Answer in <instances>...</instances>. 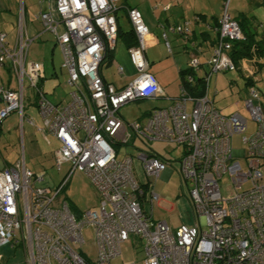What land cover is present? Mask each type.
I'll return each mask as SVG.
<instances>
[{"label": "built area", "instance_id": "2783aa9c", "mask_svg": "<svg viewBox=\"0 0 264 264\" xmlns=\"http://www.w3.org/2000/svg\"><path fill=\"white\" fill-rule=\"evenodd\" d=\"M120 3L54 0L52 11L35 16L61 51V67L71 88L64 105L52 104L39 90L41 66L24 61L28 39L20 35L10 48L0 30V66L7 63L18 76L16 90L0 85V125L12 113L23 120L27 80L42 118L41 132L58 143L53 157L57 171L62 164L69 165L54 190L35 187L44 175L32 173L21 160L0 170V246L21 247L23 264H111L121 255L122 244L133 238L142 245L138 264H264L263 94L254 86L247 87L243 109L256 127L249 137H241V150L234 151L230 143L233 136L245 133L247 119L238 111L223 115L206 90L192 97L182 89L169 106L149 112L145 122L126 123L118 112L121 107L156 98L161 90L146 71L143 39L148 30L135 8L125 12L136 39L127 49L136 77L116 90L100 76L102 61L116 45ZM18 28L22 33L21 17ZM170 30L179 35L189 32L186 25ZM217 31L206 61V88L212 74L240 69L252 77L257 61L261 62L257 55L236 62L230 57L232 43L245 37L226 9L218 19ZM188 66L197 70L200 64L192 57ZM118 72L123 73L121 67ZM133 137L182 148L177 172L186 185L190 183L188 197L196 216L193 225L172 229L164 221H152L143 211L144 202L154 203L159 197L148 181L145 185L138 182L135 164L146 179H156L168 170V162L141 151L136 157L118 158L114 147H124ZM239 159L245 161L244 167ZM76 171L99 196L96 210L74 214L60 197ZM225 175L234 187L229 196L222 195L219 184ZM86 228L94 234V262L80 251Z\"/></svg>", "mask_w": 264, "mask_h": 264}, {"label": "rangeland", "instance_id": "374dc122", "mask_svg": "<svg viewBox=\"0 0 264 264\" xmlns=\"http://www.w3.org/2000/svg\"><path fill=\"white\" fill-rule=\"evenodd\" d=\"M16 5V4H15ZM25 6L28 7V11L31 14L30 19L34 17L37 13V7L34 3L26 1ZM232 3L230 0H225L222 3L220 9V14L224 9L233 16ZM16 7H19L17 4ZM250 9H248L249 11ZM264 13V6L259 10ZM243 12V11H240ZM251 13L256 16L257 9H251ZM7 16L0 12V23H3L6 20ZM120 22L123 23L125 30L129 31V23L125 22V17H120ZM11 18L7 19L8 22ZM18 21V18H17ZM31 21V20H30ZM26 24L29 20L26 18ZM256 24L261 23L264 25V15H258L257 20H254ZM17 24V23H16ZM31 29L33 26H30ZM59 32H62V29H59ZM215 36V34H213ZM45 39V40H44ZM53 46L51 36H46L42 41L37 40L31 44L28 49L27 62H37L39 64H44L46 70L49 74H52L55 70L56 75L53 74L51 77H47L46 88V98L54 104H66L69 100L70 89L67 82V75L61 68V56L59 58L58 49H54V70H52L50 60L52 55L50 54V49ZM254 55H258L255 53ZM247 57L243 58L246 59ZM242 59V58H241ZM261 60L260 63H262ZM7 66V63H5ZM186 66H188L186 64ZM114 66H108L106 63H103L102 70L106 72L108 77L115 76ZM252 68V67H251ZM204 69L208 71V67L205 65ZM255 69H258L257 72L251 77L252 83L255 88L264 92V64L255 65ZM203 74V69H200ZM128 72V71H126ZM132 73L131 78L136 76L135 70L130 69ZM127 76V73H125ZM246 74L240 70H233L224 73H217L216 75L212 74L206 88V94L209 100H213L214 106L222 114L229 115L238 111L243 117L247 119V129L242 135H235L231 138V148L235 150H241L244 148L241 143V137H249L256 127V123L250 118L246 110L243 109V102L247 98L246 86L244 85V78ZM16 79V78H15ZM17 82V79H16ZM247 87H250L248 85ZM215 93V96L213 94ZM264 103V96L261 99ZM167 105L164 101H151V100H142L139 102H130L119 109L120 116L124 119L126 123H131L137 119L145 122L147 114L153 111L154 109L165 108ZM25 110V109H24ZM27 110V109H26ZM26 110L24 111L26 114ZM15 113L10 114L2 123L3 128L0 131V164L2 159H5L9 163H15L18 160L23 161L26 169L32 173L44 175L42 182H39L35 185L37 188H49L54 190L60 183L63 175L66 173L69 165L64 163L61 166V171H57V167L53 161V152L58 148L57 142L51 137H48L49 145L41 138L39 132L36 128L39 126V119L36 116H32L36 122V127H31L26 121L22 124V130L24 136L20 137V126L19 120L14 115ZM27 115V114H26ZM174 143L166 142H149L146 139H140L133 137L128 146L125 147H114L117 151L118 158H121L124 154L133 155L136 157L138 151L147 152L153 151L160 157H168L174 159V163L169 170H173V176L167 181V183L160 182L154 178H148L149 185L153 186V190L158 193L160 201H164L165 207L162 206L165 211L167 208H171L176 204V208L170 213H163L162 220L166 223L172 224H182L186 226L193 225L194 223L188 225L185 224L186 220L191 218L195 221V211L193 210L192 205L190 206L188 201V189L190 188V183L187 185L184 183L180 177L178 171L179 163L176 162L180 152L183 151L181 147L177 148ZM181 148V149H180ZM239 162L242 167L245 166V161L239 159ZM136 168V177L140 182H147L146 177L144 176L141 169L135 164ZM221 193L223 196H229L230 193L234 191V187L230 184V178L228 175H225L221 178L220 182ZM247 185L244 186V188ZM182 190L185 192L186 197H177L181 196ZM61 198L65 199L68 205L71 207V210L74 214L87 212L89 210H96L99 204V196L89 183L88 179L80 172H74L64 190L62 191ZM157 202V201H156ZM191 204V202H190ZM192 207V208H191ZM167 217V218H166ZM159 221V220H158ZM175 227L176 226H172ZM84 243L80 247V251L87 256L88 260L94 262L97 258V247L94 241V234L91 228H86L83 230ZM0 248V254L3 255V261L0 264H23V250L21 247L14 249ZM142 258V245L133 238H129L128 241L122 244L121 246V255L113 259L111 264H127V263H139Z\"/></svg>", "mask_w": 264, "mask_h": 264}, {"label": "crops", "instance_id": "0c3cea01", "mask_svg": "<svg viewBox=\"0 0 264 264\" xmlns=\"http://www.w3.org/2000/svg\"><path fill=\"white\" fill-rule=\"evenodd\" d=\"M27 0H0V12L7 16L6 20L3 23H0V30L5 35V42L7 47H13L20 35L26 37L28 39V47L24 52V61L26 65L37 62H27L28 49L31 44L37 40L42 41L43 38L48 34L51 36L53 46L50 49V54L52 55V59L50 60V64L52 70H54V49H58L59 58L62 55L61 51L56 44L53 35L44 30V27L40 21H38L35 16H37L40 11H52L54 6V0H29V2L34 3L37 7V13L34 15L33 19L31 14L28 11V7L25 6ZM225 0H121L120 8L117 12V27L119 28V32L117 33V41L115 48L108 52L107 58L104 62L101 63L100 66V76L102 79L112 85L116 90L123 89L129 83H131L134 78H131L132 73L130 69L135 70L134 66L131 64L127 49L134 46L128 40V33L131 31V25L126 17V8H135L137 9L148 30V34L143 39V55L146 60L148 67L146 71L149 74H152L161 90V95L156 98L148 99L151 101H164L167 103V106L171 104L174 99H177L181 94V78L180 71L187 69L189 66V61L192 57H195L199 60L200 67L196 70L195 74L197 76H203L205 72L204 66L206 65V61L212 55V45L215 39H217L216 28H213L215 25L213 19H217L221 16L220 9L222 7V3ZM232 3V11L233 18L240 19L241 22L248 23L251 28L256 27L258 31L264 28V25L260 23L256 24L254 20H257L258 15L262 16L261 7L264 6V0H230V4ZM18 4L19 7H16ZM257 9V14L254 16L251 13V9ZM248 9H250L248 11ZM243 11V12H240ZM125 17V22L129 23V31L125 30L123 27V23L120 22V17ZM201 16V19L196 20L197 17ZM23 19V32L20 33L18 28L19 18ZM251 17V19L249 18ZM9 22L7 19H9ZM26 18L29 20L28 24H26ZM31 20V21H30ZM17 23V24H16ZM33 26L31 29L30 26ZM186 25L188 29V34L179 35L176 32H172L170 29L176 26L184 27ZM165 34V38L163 37ZM215 34V36H213ZM45 40V39H44ZM30 42V43H29ZM109 55V56H108ZM264 56V55H263ZM264 61V60H263ZM103 63H106L108 66H114L115 76L108 77L106 72L102 70ZM39 64V63H38ZM62 64V63H61ZM260 64V63H259ZM41 66V73L39 77L38 88L41 90L43 94L46 96V82L48 80V76L51 77L56 75L55 70L52 74H49L46 70L44 64H39ZM258 65V64H257ZM262 65V64H261ZM121 67L123 73L118 72V68ZM62 68V67H61ZM200 69H203V74ZM63 70V69H62ZM64 71V70H63ZM128 71V72H126ZM65 72V71H64ZM136 72V70H135ZM127 73V76L126 74ZM66 75V73H65ZM137 75V72H136ZM18 80L17 75L14 71L9 67V65L4 64L0 66V85L8 88L10 90H16L18 88ZM27 80L24 81V96H25V106L26 114L24 112L23 120L20 122V119L17 114H14L19 120L20 129L22 128V124L26 121L31 127H36V122L32 116H36L40 123L37 126L36 130L40 133L43 141L48 142L46 144H50L48 137L51 136L49 134H43L42 130V118L40 116L39 110L37 108L35 102V95L32 93V90L28 88ZM215 96V93L213 94ZM213 105L214 102L211 100ZM52 103V102H51ZM54 104V103H52ZM3 107V102L0 96V109ZM215 107V106H214ZM24 110V111H25ZM219 111V110H218ZM220 112V111H219ZM232 114V113H231ZM120 115V114H119ZM225 115V114H223ZM122 118V117H121ZM123 119V118H122ZM124 120V119H123ZM3 123V122H2ZM0 125V131H2L3 125ZM24 136V132L21 129L20 137ZM46 138H45V137ZM52 137V136H51ZM53 138V137H52ZM54 139V138H53ZM55 140V139H54ZM130 143V142H129ZM129 143L125 146H128ZM58 144V143H57ZM124 146V147H125ZM180 147V146H179ZM177 147V148H179ZM119 148V147H118ZM181 149V148H180ZM151 154H156L153 151H147ZM182 151L176 162H178ZM129 155V154H124ZM123 155V156H124ZM157 155V154H156ZM118 156V154H117ZM163 160L168 162V170L160 173V175L155 179L160 182L167 183V181L173 176V170H169L174 163V159L168 157H160ZM54 157V152H53ZM54 161V160H53ZM17 162V161H16ZM15 162V163H16ZM15 163H9L5 159H2L0 164V170L5 166H9ZM137 178V177H136ZM138 180V179H137ZM148 181V179H146ZM142 185H145L147 182H140ZM155 192V190H153ZM156 193V192H155ZM158 195L157 202L154 203H143V211L146 212L152 221H164L162 220L163 213H170L176 208V204L171 208H167L165 211L162 206L165 207L164 201H160V195ZM188 194V193H187ZM177 197H186L185 192L182 190L181 196ZM188 197V196H187ZM189 205L190 201H188ZM192 208V207H191ZM167 218V217H166ZM166 222V221H165ZM194 219H187L185 224L194 223ZM170 228L174 229L176 226L179 227L182 224H172L166 223ZM9 245H2L0 248H5ZM14 249L13 247H8ZM3 255L0 254V262L3 261ZM14 264V263H13Z\"/></svg>", "mask_w": 264, "mask_h": 264}, {"label": "trees", "instance_id": "16d2710c", "mask_svg": "<svg viewBox=\"0 0 264 264\" xmlns=\"http://www.w3.org/2000/svg\"><path fill=\"white\" fill-rule=\"evenodd\" d=\"M230 17L238 23V25L240 26V29H241L244 37H245V40L242 41V42H233L232 43L229 55L233 59V61L236 62L237 60H239L241 58H245V57H249L250 58L255 53H258V55L256 56L257 58H260L261 60H264V56H263L264 55V28L263 29L261 28L258 31L257 26L256 27L253 26V28H251V26L248 23L241 22L240 19H235L232 16H230ZM249 18L251 19V17H249ZM199 19H201V16L196 18V20H198V21H199ZM218 19L219 18L213 19L214 23H215V25H213V28H216L217 36H218V31H217ZM261 25H263V24H261ZM118 32H119V28H117V33ZM126 34L129 36L128 40L130 41V43L132 45H135L136 44V39H135V36H134L132 30L129 31L128 33H126ZM216 40L217 39L212 41L213 42L212 49L215 46ZM106 58L107 57H105V59ZM104 60L102 62H104ZM198 62H199V60H198ZM257 64H258V61H257ZM261 64L263 65L264 61L262 63L258 64V65H261ZM237 70H240V69H237ZM257 70L258 69H255L254 72L256 73ZM195 72H196V70H194L192 68H189V67L187 69L183 70V71H180V78H181L180 87H181V89L185 90L186 93L189 96H192V97L202 96L204 94L205 90H206V76H207V72H205L204 75L201 76V77L197 76L195 74ZM244 79H245L244 80L245 81L244 82L245 86L246 85L247 86L248 85L254 86L253 83H252L251 77H246L245 76ZM247 86L245 88L246 92H247ZM261 93L264 96V92H261ZM146 100H148V99H146ZM139 101H142V100H139ZM139 101H137V102H139ZM137 120H139V119H137ZM140 139H142V138H140ZM117 145L120 146V144H117ZM153 155H156V154H153ZM161 160H163V159L161 158ZM60 171H61V169H60ZM69 208L71 209L70 206H69Z\"/></svg>", "mask_w": 264, "mask_h": 264}, {"label": "bare ground", "instance_id": "6f19581e", "mask_svg": "<svg viewBox=\"0 0 264 264\" xmlns=\"http://www.w3.org/2000/svg\"><path fill=\"white\" fill-rule=\"evenodd\" d=\"M29 43H30V42H29ZM27 47H28V46H27ZM25 63H26V62H25ZM26 64H27V63H26ZM41 75H42V74H41ZM41 75H40V76H41ZM17 77H18V76H17ZM40 91H41V90H40Z\"/></svg>", "mask_w": 264, "mask_h": 264}]
</instances>
